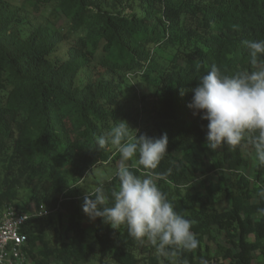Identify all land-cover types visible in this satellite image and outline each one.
I'll list each match as a JSON object with an SVG mask.
<instances>
[{
  "label": "trees",
  "instance_id": "1",
  "mask_svg": "<svg viewBox=\"0 0 264 264\" xmlns=\"http://www.w3.org/2000/svg\"><path fill=\"white\" fill-rule=\"evenodd\" d=\"M49 4L56 5L55 22L30 33L16 27L23 14ZM258 39H264V0H0V211H26L34 203L42 214L22 230L27 264H161L152 244L138 243L125 226L96 218L92 239L82 226L81 185L97 167L120 160L111 145L96 146L95 137L119 120L137 136L167 134V153L152 175L175 210L193 221L200 242L179 261L264 264V217L255 219L263 216L264 196L252 203L256 189L243 172L244 143L255 149L244 140L211 150L208 122L188 107L210 65L225 74L250 70L242 41ZM136 76L147 89L139 100L130 94ZM208 151L216 180L202 181L204 194L191 196L190 167ZM255 160L260 181L264 166L256 154ZM100 184L110 206L119 182L113 175ZM221 198L229 210L218 211Z\"/></svg>",
  "mask_w": 264,
  "mask_h": 264
},
{
  "label": "clouds",
  "instance_id": "2",
  "mask_svg": "<svg viewBox=\"0 0 264 264\" xmlns=\"http://www.w3.org/2000/svg\"><path fill=\"white\" fill-rule=\"evenodd\" d=\"M242 43L248 52L250 70L225 74L216 64L210 65L198 76L188 107L194 116L208 122V148L237 146L247 140L255 149L257 161L264 166V39ZM137 131L126 120H119L95 137V145L101 150L111 145L120 154L114 173L119 184L111 191L110 206L103 184L92 192L86 191L82 210L90 219L101 218L114 229L125 226L138 243L149 241L163 258L161 264H187L178 256L199 246L191 230L193 221L175 210L151 172L141 176L133 170L137 165L146 170L157 168L167 153V134L157 138L137 136ZM134 159L136 163L130 167L127 162ZM170 173L171 169L161 175ZM260 195L264 196V192ZM258 211L264 215V208Z\"/></svg>",
  "mask_w": 264,
  "mask_h": 264
},
{
  "label": "rangeland",
  "instance_id": "3",
  "mask_svg": "<svg viewBox=\"0 0 264 264\" xmlns=\"http://www.w3.org/2000/svg\"><path fill=\"white\" fill-rule=\"evenodd\" d=\"M55 4H49L46 5L39 14L33 15V14H23L22 15V20L24 24H19L16 25L17 28H21L26 30L28 33H30L34 28L38 27V26H43L46 25L49 21L55 22L58 19V15L55 12ZM71 41H74L77 38V34H71L70 35ZM88 72H82L80 73L79 77H78V81H77V85L79 84H83L87 78H88ZM130 84V90H131V95L132 97H136L138 100L143 98L144 93L147 92L146 89V85H144L139 76L136 77H132L131 80L129 81ZM136 99V100H137ZM218 151L221 150V146L217 148ZM243 154L245 156V158L248 161V166L247 168H245L243 170L244 174L251 179L252 181V185L255 187L256 192L253 195V200L252 203L253 204H257L259 202V198H260V193L264 192V179L258 181L256 180L255 174H254V168L256 165V160H255V154L249 149L247 143H244V148H243ZM177 159H179L181 157L180 154L175 155ZM211 156L209 151L206 152L202 158V160L195 165H192L190 167V171H192V179L193 182L191 183V190L189 191L191 196H200L204 194V190L201 187V182L204 180H208V181H214L216 180V174L214 173H210L208 171L210 164H211V160H210ZM137 159V158H136ZM136 159L132 160V161H128L127 163L129 164V166L133 165L136 163ZM120 160L115 164V165H109V166H100L97 167L96 169H94L93 171V175L91 176L88 181L86 183H83L82 186V190H84V193H86V191L88 192L89 189H87V186H90L92 188H95L96 186H98L100 183H103L107 180H109L115 173V170L117 169V167L119 166ZM139 166V165H137ZM142 169V166H139ZM151 172L152 174V170H146L143 171V175H145L146 173ZM187 189H184V191H186ZM80 195V192H76L73 191V196L74 197H78ZM230 208V204L228 201H226L225 199L221 198L220 202L217 205V209L220 212L223 211H227ZM26 211L33 216V218L40 216L36 206L34 203H31ZM264 217L263 216H257L255 219L258 220L259 218ZM63 220L66 222L67 221V216L64 215ZM82 226L87 230L90 238H93V234H94V229L97 226L96 224V219H90L84 212L82 215ZM218 241L225 245L228 246L227 244V239L225 237V235H221L220 237H218ZM149 244H151L149 242ZM213 249L215 250V247H213ZM89 264H98L95 261H91V263Z\"/></svg>",
  "mask_w": 264,
  "mask_h": 264
},
{
  "label": "built area",
  "instance_id": "4",
  "mask_svg": "<svg viewBox=\"0 0 264 264\" xmlns=\"http://www.w3.org/2000/svg\"><path fill=\"white\" fill-rule=\"evenodd\" d=\"M32 218L15 206L0 211V264L28 263L27 237L22 230Z\"/></svg>",
  "mask_w": 264,
  "mask_h": 264
}]
</instances>
